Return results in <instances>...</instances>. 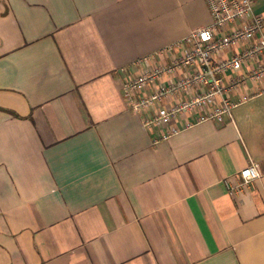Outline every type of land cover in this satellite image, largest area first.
Listing matches in <instances>:
<instances>
[{
  "label": "crops",
  "instance_id": "obj_1",
  "mask_svg": "<svg viewBox=\"0 0 264 264\" xmlns=\"http://www.w3.org/2000/svg\"><path fill=\"white\" fill-rule=\"evenodd\" d=\"M211 22L206 0H0V264H264V81L230 90L222 122L147 127L185 95L133 112L122 94Z\"/></svg>",
  "mask_w": 264,
  "mask_h": 264
},
{
  "label": "built area",
  "instance_id": "obj_2",
  "mask_svg": "<svg viewBox=\"0 0 264 264\" xmlns=\"http://www.w3.org/2000/svg\"><path fill=\"white\" fill-rule=\"evenodd\" d=\"M206 1L212 22L190 32L183 40L187 49L182 54L174 56L166 66H145L154 55L143 58L136 63L142 67L141 72L124 80L123 98L133 112H140L169 96L185 95L168 108H159L151 119L146 120L147 127L170 124L177 116L194 111L201 112L197 122H222L224 115L230 116L232 109L241 104V101L230 98V90L244 86L248 80L264 81V17L253 12V0ZM173 49V46H167L160 53H172ZM229 50L233 51L232 56L217 59ZM191 67L195 68L194 71L184 73L175 83L160 85L147 92L148 87L165 74L172 75L177 70ZM245 67L248 72L240 74ZM228 71L236 72L237 77L227 88L224 78ZM120 72L125 74L126 70L121 68ZM196 88L201 89L197 91ZM178 132V128L172 127L161 133L155 142L166 140ZM260 176L258 165L250 164L239 172L238 187H246Z\"/></svg>",
  "mask_w": 264,
  "mask_h": 264
}]
</instances>
